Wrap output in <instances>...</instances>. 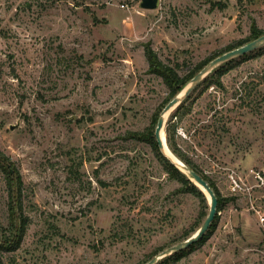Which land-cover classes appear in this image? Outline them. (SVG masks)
<instances>
[{
	"label": "rangeland",
	"instance_id": "obj_1",
	"mask_svg": "<svg viewBox=\"0 0 264 264\" xmlns=\"http://www.w3.org/2000/svg\"><path fill=\"white\" fill-rule=\"evenodd\" d=\"M140 1L0 0V160L19 170L28 216L4 264H145L203 223L199 199L129 136L170 91L144 46L185 75L253 21L264 29V0ZM221 80L167 120L223 200L175 264H264V48ZM8 194L0 164V240L15 233Z\"/></svg>",
	"mask_w": 264,
	"mask_h": 264
},
{
	"label": "trees",
	"instance_id": "obj_2",
	"mask_svg": "<svg viewBox=\"0 0 264 264\" xmlns=\"http://www.w3.org/2000/svg\"><path fill=\"white\" fill-rule=\"evenodd\" d=\"M264 34V29L257 26V24L253 21L251 25V33L248 37L238 40L237 42L229 45L225 51L231 50L237 46H240L246 42H249L253 40L254 38ZM145 54L147 61L149 63V70L153 73L158 74L162 77L164 82L169 87V96L165 99V101L161 104L158 111L155 113L152 124L147 127L146 129L142 131H132L129 133V136L135 139L143 140L148 142L152 149L155 152V155L162 163L163 167L167 172H169L172 177L176 178L178 181L182 183L180 189L183 191H187L195 195L201 205V211L199 219L203 220L206 218L208 211H209V204L207 201V197L205 193L200 189L198 185H196L190 177H188L186 174L181 172L169 159H167L162 152L159 149L156 137H155V128L157 125V121L159 118V114L161 110L164 108V106L178 93L180 88L189 80L191 79L203 66H205L210 60H212L214 57H216L219 54H216L214 56H209L208 58L202 60L199 62L194 68L189 70V72L185 75H181L178 70L170 65L169 63L164 62L158 53L154 50V48L151 46V44L147 43L145 46ZM264 47L254 50L255 52H259L263 50ZM224 52V51H223ZM253 54L252 52L246 53L241 56V58H235L233 60H230L221 66H219L217 69H215L208 77H206L197 87L200 85H205V87H209L213 83H215L217 86H222V76L226 73V71L232 67L233 63L240 61V59H246L250 57ZM197 87L195 89H197ZM194 89V90H195ZM193 90V91H194ZM192 94V92H191ZM191 94L176 108V110L172 113L171 116H177V112L182 109L186 103V101L191 97ZM179 117V116H178ZM177 117V118H178ZM172 121V120H171ZM181 120H173L172 122H169L166 126V137H167V143L170 146V148L181 158L183 159L190 167L195 169L199 174H201L212 186L214 189V192L216 193L218 197V204L217 206V213L218 210H220L222 205V199L220 197L219 191L214 186L212 182H210L207 177H205L202 172L198 169V167L195 165V163L185 154V152L182 150V148L177 143V129L178 124ZM4 159V158H3ZM3 161V160H2ZM6 175H7V183L9 187V194H8V205H9V213L10 218L9 221L12 225V227L15 229L14 237L11 239H4L0 240V264H4L2 253L5 251H11V249H14L19 245L21 242L28 225V216L25 213L24 210V201H23V181L21 178V175L19 174V170L13 166L8 165L6 162H1ZM217 213L215 215L214 220L212 221L210 228L206 231V233L198 240L196 243L191 244L187 248L180 250L178 252H175L171 255H168L161 259L158 263L163 264H175L178 260H180L185 254L189 253L190 251L194 250L198 245L203 243L205 239L209 236V234L212 232V229L215 225V219H217ZM201 226L200 223L193 226L184 236L183 239L189 237L192 235L199 227ZM164 248L156 251L154 255L158 254L161 250Z\"/></svg>",
	"mask_w": 264,
	"mask_h": 264
},
{
	"label": "water",
	"instance_id": "obj_3",
	"mask_svg": "<svg viewBox=\"0 0 264 264\" xmlns=\"http://www.w3.org/2000/svg\"><path fill=\"white\" fill-rule=\"evenodd\" d=\"M159 2L160 0H141L139 6L145 9H155L158 7ZM262 47H264V34L214 57L191 79H189L161 110L154 133L159 149L167 159H169L181 172L189 176L190 179L207 195L209 211L201 226L192 235L162 250L160 254H156L145 264H157L159 260L164 257L196 243L210 228L217 213L218 197L212 186L201 174L181 159L168 145L166 137V124L168 117L171 115L172 111H174L191 94V92L219 66ZM11 127L14 128V126Z\"/></svg>",
	"mask_w": 264,
	"mask_h": 264
},
{
	"label": "built area",
	"instance_id": "obj_4",
	"mask_svg": "<svg viewBox=\"0 0 264 264\" xmlns=\"http://www.w3.org/2000/svg\"><path fill=\"white\" fill-rule=\"evenodd\" d=\"M239 187V183L237 181H234V188Z\"/></svg>",
	"mask_w": 264,
	"mask_h": 264
}]
</instances>
